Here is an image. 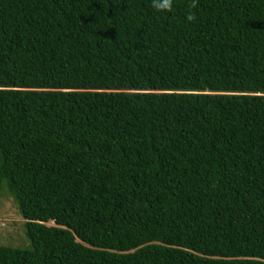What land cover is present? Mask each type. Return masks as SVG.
<instances>
[{
    "label": "trees",
    "instance_id": "obj_1",
    "mask_svg": "<svg viewBox=\"0 0 264 264\" xmlns=\"http://www.w3.org/2000/svg\"><path fill=\"white\" fill-rule=\"evenodd\" d=\"M5 182L0 264H264V0H0Z\"/></svg>",
    "mask_w": 264,
    "mask_h": 264
},
{
    "label": "rangeland",
    "instance_id": "obj_2",
    "mask_svg": "<svg viewBox=\"0 0 264 264\" xmlns=\"http://www.w3.org/2000/svg\"><path fill=\"white\" fill-rule=\"evenodd\" d=\"M25 224L26 219L5 182L0 185V245L28 248ZM48 224L56 225L54 221Z\"/></svg>",
    "mask_w": 264,
    "mask_h": 264
},
{
    "label": "clouds",
    "instance_id": "obj_3",
    "mask_svg": "<svg viewBox=\"0 0 264 264\" xmlns=\"http://www.w3.org/2000/svg\"><path fill=\"white\" fill-rule=\"evenodd\" d=\"M175 0H152V6L158 12H169L174 7ZM194 6V5H193ZM196 17L194 14H188V21H195Z\"/></svg>",
    "mask_w": 264,
    "mask_h": 264
}]
</instances>
